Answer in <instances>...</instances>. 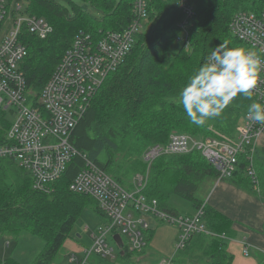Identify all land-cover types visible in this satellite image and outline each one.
<instances>
[{
  "label": "trees",
  "instance_id": "obj_1",
  "mask_svg": "<svg viewBox=\"0 0 264 264\" xmlns=\"http://www.w3.org/2000/svg\"><path fill=\"white\" fill-rule=\"evenodd\" d=\"M22 1L27 13L45 18L53 28L45 40L29 33L23 40L28 56L22 69L36 107L58 59L80 31L97 41L106 32L123 31L134 19V0ZM146 1L145 29L136 36L124 62L100 86L70 141L79 153L126 190H133L136 175L147 176L143 195L157 200L162 211L191 216L204 206L205 227L216 236L195 235L177 255L176 264H233L234 256L228 245L237 235L234 221L199 194L207 181L218 180L217 170L194 151L163 155L152 163L148 172L143 155L152 146H167L172 134L196 139L216 133L225 138L236 136L251 100L238 95L219 117L201 127L188 119L179 103V92L215 46L227 41L229 47H243L232 35L230 23L239 12L259 13L264 0H188L195 10L188 49L177 42L181 33L179 25L184 19L177 0ZM177 45L180 48L172 55ZM4 115V112L0 114V122H4L0 128V146L10 143L6 133L9 122ZM0 161L4 163L0 167V238L17 240L22 233H29L42 239L44 247L31 264H52L89 205L105 215L94 199L70 190L71 183L84 168L81 156H75L62 177L43 190L35 189L32 176L16 161ZM250 167L259 190L248 174ZM226 180L264 199V148L258 146L253 154L246 148L239 156L235 174ZM175 199L188 202L192 212L179 209ZM133 255L127 249L120 253L123 258ZM0 264L18 263L8 258ZM259 264H264V258Z\"/></svg>",
  "mask_w": 264,
  "mask_h": 264
},
{
  "label": "built area",
  "instance_id": "obj_2",
  "mask_svg": "<svg viewBox=\"0 0 264 264\" xmlns=\"http://www.w3.org/2000/svg\"><path fill=\"white\" fill-rule=\"evenodd\" d=\"M178 6L184 13V19L179 25L181 33L177 42L188 49L189 28L195 10L188 0H182ZM133 14L134 19L126 29L106 32L97 41L80 31L58 59L36 107L22 69V63L28 56L23 40L26 33L45 40L53 28L45 18L27 13L22 0H0V114L4 112V119L9 122L6 133L10 141L0 146V159L16 161L32 176L35 189L43 190L62 177L75 156L82 157L84 168L71 183L70 190L94 199L108 223L92 234V246L85 250L83 258L71 257V262L77 264H88L92 256L115 261L117 253L120 255L125 249L133 254H142L148 246L151 230L148 218L180 229L174 255L159 264H176L177 255L195 235L216 236L205 227L204 206L191 216L162 211L157 200H149L143 195L147 176L136 175L133 190H126L86 155L79 153L70 141L92 98L107 77L124 62L136 36L143 31L147 1L134 0ZM229 27L243 48L264 57V5L259 13L239 12ZM252 100L264 104V64L261 65ZM3 123L0 122V128ZM216 134L205 139L172 134L167 146L155 145L144 153L148 172L152 163L163 155H185L197 151L217 170L219 184L233 177L239 156L246 152V148H250L252 154L255 152L264 138V126L251 121L246 111L235 137L225 138ZM249 160L253 161L252 155ZM248 174L259 190L252 167ZM116 235L122 239V249L114 240ZM109 239L113 240L114 246ZM244 253L249 254L248 247Z\"/></svg>",
  "mask_w": 264,
  "mask_h": 264
},
{
  "label": "clouds",
  "instance_id": "obj_3",
  "mask_svg": "<svg viewBox=\"0 0 264 264\" xmlns=\"http://www.w3.org/2000/svg\"><path fill=\"white\" fill-rule=\"evenodd\" d=\"M262 64L264 57L254 50L229 47L227 41L215 46L179 92V103L190 122L204 126L219 117L238 95L252 100ZM247 117L264 126V104L252 100Z\"/></svg>",
  "mask_w": 264,
  "mask_h": 264
},
{
  "label": "crops",
  "instance_id": "obj_4",
  "mask_svg": "<svg viewBox=\"0 0 264 264\" xmlns=\"http://www.w3.org/2000/svg\"><path fill=\"white\" fill-rule=\"evenodd\" d=\"M259 147L264 148V138L260 141ZM224 181H222L224 182V184H222V186L218 188L219 194L214 195L212 199L213 204L211 206L234 221V229L236 230L237 235L236 238L234 240H231L228 245L230 253L234 256L233 264H259L260 260L264 258V199L256 196L246 189H242L236 186L229 180ZM101 216L105 220V223H103L104 226L108 223L107 217L103 214ZM148 221L151 225L148 239L149 243L146 250L142 254L133 255V260L137 264H142L146 261L149 262V264L155 263V261H152L155 254L153 250L149 251V248H151L150 244L152 236L160 226L158 225L159 223L153 218H148ZM87 230L89 229L87 228ZM23 237H25V233H22L17 240ZM1 238L5 240V243L1 245L2 248L0 251V262H4L11 257L18 264H31L34 261L35 257L41 252L37 251L32 255L35 257L29 260L24 259L21 255L16 254L15 256L14 251L11 252L10 256L8 257L9 251L6 250L5 247H10L15 244V248L17 247V245L11 238ZM90 239L92 243V238L90 237ZM41 246H43V244H41ZM246 247H248L249 249L248 255L244 253ZM39 248L42 247H38V250ZM170 256L161 257L159 263L163 260L168 259ZM105 261L106 260L102 261L101 259V263L98 264H109ZM72 263L77 264L76 262Z\"/></svg>",
  "mask_w": 264,
  "mask_h": 264
},
{
  "label": "rangeland",
  "instance_id": "obj_5",
  "mask_svg": "<svg viewBox=\"0 0 264 264\" xmlns=\"http://www.w3.org/2000/svg\"><path fill=\"white\" fill-rule=\"evenodd\" d=\"M64 5L67 6V2L63 1ZM91 14L94 16H97L96 12L92 10L90 7H86ZM145 29V25H144ZM143 29V30H144ZM180 48L179 45L176 46L175 50H172L174 55L176 51ZM245 49H248L245 47ZM11 120V118H10ZM0 167H4V163L0 161ZM225 182V181H224ZM224 182H220L217 184V181H208L201 187L199 194L201 198L206 201L210 206L213 204L212 199L215 194H219V187L224 184ZM259 197V196H258ZM174 204L177 205V207L181 210H187L191 211V206L188 202L175 199ZM183 213V211H182ZM103 223H105V220L102 218V216L97 213L94 210V207L92 205H89L84 209V211L81 213L79 219L77 220L74 229L71 233L70 238L66 241V243L63 245V247L60 249L58 254L56 255L55 259L53 260L52 264H73L71 262V257L76 256L78 258H82L84 256V252L86 249L91 247V234L96 233V231L103 226ZM160 227L157 228V231L152 236L151 240V248L150 250H153L155 256L152 261H155V263L151 264H158L159 260L163 256H170L171 258L175 253V246L179 240L180 236V229L178 226L170 224V223H159ZM87 228L89 230H87ZM1 244H0V251L2 248V244L5 243V240L3 238H0ZM124 241L126 242V239L124 238ZM13 242L16 243L17 247L14 248L15 244H13L10 247H5L6 250L9 251L8 257L10 256L11 252H15V256L21 255L24 259L29 260L33 259L35 256H32L37 251H41L44 247V242L42 239L35 237L29 233H25V237L20 238L19 240L13 239ZM42 242V243H41ZM109 243L111 246H114V242L112 239H109ZM149 243V242H148ZM43 244V246H41ZM38 247H42L39 248ZM14 248V249H13ZM5 250V253H6ZM31 251V252H30ZM148 252V251H147ZM117 260L115 261H105L109 264H137L133 260V256H130L129 258H123L120 257L119 253H117ZM11 258V257H10ZM101 258L97 256H92L88 264H98L100 262ZM103 261V260H102ZM106 264V263H103ZM142 264H149V262H145Z\"/></svg>",
  "mask_w": 264,
  "mask_h": 264
},
{
  "label": "water",
  "instance_id": "obj_6",
  "mask_svg": "<svg viewBox=\"0 0 264 264\" xmlns=\"http://www.w3.org/2000/svg\"><path fill=\"white\" fill-rule=\"evenodd\" d=\"M114 240L116 241V243L118 244V246H119V248H123V242H122V239H121V237L119 236V235H116L115 237H114Z\"/></svg>",
  "mask_w": 264,
  "mask_h": 264
}]
</instances>
